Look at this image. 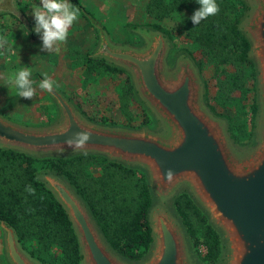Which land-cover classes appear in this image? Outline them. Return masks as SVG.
<instances>
[{
	"label": "water",
	"instance_id": "95a60500",
	"mask_svg": "<svg viewBox=\"0 0 264 264\" xmlns=\"http://www.w3.org/2000/svg\"><path fill=\"white\" fill-rule=\"evenodd\" d=\"M246 1L248 9L238 25L250 41L248 55L258 70L259 111L256 141L245 149L234 145L226 120L206 105L192 58L180 52L169 67L171 44L163 31L139 25L134 30L144 39L143 45L114 42L86 10L83 14L98 33L89 54L129 72L137 96L161 128L92 121L57 87L47 92L60 113L53 122L19 123L0 112V146L35 155L94 152L145 169L156 200L148 209L151 247L138 260L125 258L109 245L85 202L63 176L53 171L40 174L68 213L83 264H197L180 218L167 205L180 186L188 189L223 235L226 254L220 264H264V0ZM16 9L15 0H0V11ZM80 128L92 133L90 141L80 149L69 148L64 141ZM168 169L173 171L170 180ZM0 226L9 264H44L21 246L3 219Z\"/></svg>",
	"mask_w": 264,
	"mask_h": 264
},
{
	"label": "trees",
	"instance_id": "16d2710c",
	"mask_svg": "<svg viewBox=\"0 0 264 264\" xmlns=\"http://www.w3.org/2000/svg\"><path fill=\"white\" fill-rule=\"evenodd\" d=\"M80 11L86 10L81 0H70ZM220 11L196 25L191 17L200 7L197 0H148L146 12L154 18L145 23H128L130 27L145 25L169 35L170 30L160 21L174 12L191 8L193 11L187 21L188 34L201 48V57L195 60L188 48L182 52L189 55L199 67L206 57L215 64L223 63L217 75L226 73L227 64L234 72L226 77L218 76L220 94H211L204 82L203 97L206 105L216 114L225 115L232 124L227 130L234 143L237 137H243L239 128L250 131L254 128L259 111V103L253 94L247 109L251 113L249 129L243 120L234 124L232 116L217 112L212 100L225 101L236 106L237 101L256 91L255 84L247 85V69L255 62L248 55L250 41L239 27V21L248 9L245 0H216ZM23 23L30 35H33L31 23L23 9L13 14ZM92 70L101 66L106 71L126 73L122 91L116 101L117 107L129 124L134 117L135 105L143 112V122L150 123L153 118L148 114L144 101L138 98L131 75L123 67L107 61L104 57L86 55ZM89 63V62H88ZM238 88L241 96L233 97L230 92ZM255 93V92H254ZM257 93V92H256ZM248 97V96H247ZM216 98V100H215ZM245 108V105L242 103ZM237 113L240 112L236 106ZM41 161V169L53 171L63 176L76 190L94 217L109 245L122 256L138 260L148 253L152 243L148 209L153 196L145 173L137 166L125 164L94 152H76L69 154L35 155L12 147L0 146V219L10 225L21 246L35 259L44 264H80L82 253L76 231L68 213L54 193L39 177L35 162ZM100 165V172L94 173L90 165ZM31 185L35 189L30 194L25 189ZM173 208L180 218L190 244L198 258L204 264H217L224 256L222 235L210 222L205 211L186 190H180L173 198ZM205 251H200V246ZM53 246L60 248L56 258L50 256Z\"/></svg>",
	"mask_w": 264,
	"mask_h": 264
},
{
	"label": "rangeland",
	"instance_id": "374dc122",
	"mask_svg": "<svg viewBox=\"0 0 264 264\" xmlns=\"http://www.w3.org/2000/svg\"><path fill=\"white\" fill-rule=\"evenodd\" d=\"M15 1L17 5V9L15 11H17L18 8L23 10L26 9L27 2L25 0H15ZM81 1L83 4L87 2L86 0H81ZM245 2L247 3L246 0ZM89 3L93 5L92 8H94L96 11H98L97 7L100 8L109 7V2L90 0ZM85 7H86V11L90 12L94 16L95 20L98 21L106 29L108 36L112 41L119 43H127L134 46H141L144 44V39L141 37V35L138 32L134 30L135 27H130L127 25L130 22L120 23L121 18H119L118 16L115 17L111 15L108 16L101 15L98 17L95 16L93 12L94 10L93 11L90 10V4L85 5ZM15 11L13 12L0 11V35H6V33L8 32L9 23L7 19L8 17L6 16L10 14V16L15 17L13 15ZM100 11L101 9H99V12ZM246 12L247 9L245 10V13ZM192 13L193 11L191 10V8H188L180 12H174L160 21L165 27H167L170 30V34L167 35L171 44V48L168 55L169 67L173 65L175 57L178 55V53L182 52L183 47L188 48L190 50L191 55H193L195 60L201 57L202 51L199 44L197 43V41L194 40L193 37H191L188 34L187 31V21L188 19H190ZM79 17L80 19H82L83 17L84 18L83 20H86L88 24L90 23V27H88L90 31L87 34L86 32H84L85 35L83 36V38L77 39L76 43L73 41L70 42L66 41L60 44L59 51H53V52L47 51L48 55L45 61L39 59L36 56L28 59L26 58L27 63H31L32 66L36 65L35 63L38 64L40 63L41 65L39 67V70L33 73L32 79L39 82L40 81L39 77L42 76V73L47 72L48 75L54 81H56L58 85L57 88L61 90L66 96L69 97V99L74 103L76 108H78L85 117H87L92 121L103 124H114V125L128 126L134 128L149 126L154 129H160L161 124L159 119L156 118L152 110L148 108L146 104L145 105L147 108V112L153 118V120L150 121V123L145 124L143 122L144 111L140 106L137 105L134 106L135 115L131 119L130 123L128 124L127 121L124 119V115L121 113V110L117 107L115 103L118 99V95L120 91H122V85L124 84L126 73L118 72V71L116 72L106 71L101 66H98L92 70L88 69L90 65V61L87 60L86 55L92 52V50L95 48L98 40V33H97V28H95L92 25V23L83 14L82 11H80ZM103 22H105L106 24H103ZM29 37L31 38L32 43L36 42L35 44L31 43L33 47L34 46L35 48L42 47L40 44V42L42 41L38 42L35 39L34 33L33 35L29 34ZM23 44L27 45L28 47L31 46L30 43L27 41H24ZM67 46L70 47V48L68 47L69 48L68 50H67ZM36 50L37 49H35V51ZM202 57L204 62L201 65H199V67L196 64L195 65L202 80L203 90L205 87L204 82H206L209 87L208 91L211 94H215V93L220 94L219 85L217 83L218 76H221L223 78L226 77L227 73L234 72V67L231 64H227L226 68L228 71L224 74L217 75V73L224 66V64L223 63L215 64L212 61H208L206 57L204 56ZM14 64L15 67L18 66L16 63ZM20 66L22 67V65ZM10 71H12V68H10L9 66L1 67L0 72L2 74H0V76L6 75ZM247 72H248L247 78L245 79L247 81V85L252 86L255 84L256 91H254L255 93L253 91H249L247 93L248 97L243 95L242 101L241 100L237 101L238 105L236 106L240 110L239 113H237L238 111L236 110V106L230 104V102L228 101L218 103L216 98H215L216 102L213 100L211 101L216 106V110L218 113L219 111L223 113L225 112L226 115L232 116L234 120V124L238 128H239L238 123L243 120L247 123V125L249 124L251 113L247 109V105L252 101L253 94L256 95V97L258 98V87H257L258 70L256 67V63L254 64V67L253 66L248 67ZM1 80L5 81L4 79ZM230 93L234 95L233 97L241 96L240 90L238 88L233 89ZM242 103L245 105V108L242 106ZM0 112L16 122L25 123V124L50 123L58 119V117L60 116L56 103L53 101V99L47 92H43L39 89L38 84L36 86V95L32 99H26L20 97L18 95V92L15 89L10 90L8 85H6V88H0ZM214 114L217 116H222L226 120L228 126L229 124H232L231 121L228 120V118L225 115L223 116L221 114H216V113ZM248 129H249V125H248ZM239 130L241 134H243L242 135L243 139L241 141L239 136L237 137L238 143L233 142L238 149H245L255 143L256 141L255 126L254 128L252 127L250 128L248 134L247 131L244 130L243 128H239ZM36 155H40V154H36ZM44 155H48V154H44ZM35 164L36 167L38 168L39 177H40V174L44 172L41 169L42 162L36 161ZM89 167L94 173L100 172V165L96 163L91 164ZM137 167L140 170H142L146 175V171L143 167L141 166H137ZM183 189L188 191V189L185 186H180L178 192ZM152 196H153V201L156 200L155 195L152 194ZM173 198L167 200V205L172 210L174 209L172 203ZM222 241L224 244L223 235H222ZM188 244L192 259L197 264H204L201 262V260L198 258L197 254L193 250L189 239H188ZM200 251L201 252L205 251V247L203 245L200 246ZM49 252L52 258H56L60 253V248L58 246H53L49 250ZM223 252H224V256L217 264H220L225 257L226 254L225 244H224ZM0 264H8V261L4 253L3 230L1 226H0ZM80 264H83L82 259Z\"/></svg>",
	"mask_w": 264,
	"mask_h": 264
},
{
	"label": "clouds",
	"instance_id": "9594fccd",
	"mask_svg": "<svg viewBox=\"0 0 264 264\" xmlns=\"http://www.w3.org/2000/svg\"><path fill=\"white\" fill-rule=\"evenodd\" d=\"M200 7L194 12L191 20L198 25L202 20L209 16L216 15L220 9L216 0H197ZM41 5L34 4L33 15L35 18V29L37 34L41 35L43 49L48 52L59 51V45L66 42L69 30L74 23L79 20L80 9L72 4L70 0H41ZM25 36L29 35L25 31ZM13 53V48L9 46V40L6 35H0V55ZM33 69L28 66H22L6 75L0 76L5 80V84L10 90L15 89L20 97L32 99L36 95V86L43 92L51 93L55 87H58L47 72L42 73L43 79L37 82L32 79ZM92 133L83 128L74 132L64 143L72 149L84 147L91 139ZM167 178L170 180L173 176L172 169H168ZM30 194L35 193V189L28 185L25 189Z\"/></svg>",
	"mask_w": 264,
	"mask_h": 264
},
{
	"label": "crops",
	"instance_id": "0c3cea01",
	"mask_svg": "<svg viewBox=\"0 0 264 264\" xmlns=\"http://www.w3.org/2000/svg\"><path fill=\"white\" fill-rule=\"evenodd\" d=\"M27 2L26 9L24 12L26 13L33 30V33L35 34V39L39 42L42 41L41 35L37 34L34 29L36 26L35 18L33 15V5H41V0H25ZM87 2L84 3V5L90 4V10H94L95 16H118L121 18L120 23H145L148 21L153 20L151 16L148 15L146 12V3L148 0H97V1H103V2H109V7H97L98 11H96L94 8H92V4L89 3L90 0H86ZM94 1V0H93ZM89 6V5H88ZM89 9V8H88ZM99 9L101 11L99 12ZM8 32L6 33V36L9 40V46L13 48V53L0 55V68L4 66H9L12 68V71L16 70L17 68L22 66H28L33 69V73L37 72L39 70V67L41 66L40 63H35L36 65L32 66L31 63H27L26 58H32L34 56L38 57L41 60H46L48 52L47 50L43 49V41L40 42L42 47L35 48L32 44H35L36 42L32 43L31 38L29 35L25 36V31L27 29L24 27L23 23H20L15 17L10 16L8 14ZM84 18L79 20L72 25V27L69 30V35L67 38V41H73L76 43L77 39L83 38L86 34L90 31L88 27H90V23L86 20H83ZM103 24H106L103 22ZM27 41L30 43L31 46L24 45L23 42ZM32 43V44H31ZM67 50L70 48H68ZM35 49H37L35 51ZM17 58V59H16ZM31 62V61H30ZM14 63H16L18 66L15 67ZM0 74H2L0 72ZM0 88H6L5 81L0 79ZM9 264V263H8Z\"/></svg>",
	"mask_w": 264,
	"mask_h": 264
}]
</instances>
